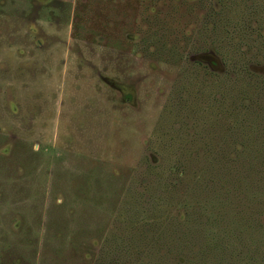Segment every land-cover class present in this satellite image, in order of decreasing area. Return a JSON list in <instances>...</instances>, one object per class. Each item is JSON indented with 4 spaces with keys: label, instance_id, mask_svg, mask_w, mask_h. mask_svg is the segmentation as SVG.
I'll list each match as a JSON object with an SVG mask.
<instances>
[{
    "label": "rangeland",
    "instance_id": "1",
    "mask_svg": "<svg viewBox=\"0 0 264 264\" xmlns=\"http://www.w3.org/2000/svg\"><path fill=\"white\" fill-rule=\"evenodd\" d=\"M246 173L264 175V0H0V264H184L167 235L204 220L191 190L245 210Z\"/></svg>",
    "mask_w": 264,
    "mask_h": 264
},
{
    "label": "trees",
    "instance_id": "2",
    "mask_svg": "<svg viewBox=\"0 0 264 264\" xmlns=\"http://www.w3.org/2000/svg\"><path fill=\"white\" fill-rule=\"evenodd\" d=\"M242 74L240 80L245 77L244 73ZM206 124L209 130L214 127L219 128L222 130V133L219 134L220 137L224 136L226 130L223 123L217 126L214 122L208 121ZM238 124L237 126L240 128L242 123L239 121ZM241 143L245 145V141H241ZM246 149L248 147H245ZM192 180V184H198L195 181V175ZM239 184H242L239 192H242L240 198L244 201L246 209L231 213L226 206L220 208V205L229 204V201L233 200L226 186L205 187L202 195L198 192L199 189L191 190L195 202L198 203L195 214L203 216L204 220L201 222L191 214H187L183 222L173 223L174 228L171 233L174 234L167 235V238L172 241V247L177 244L178 247H185L189 253L190 257L186 259L184 264H189V262L194 264L196 261L193 257L197 261H206L210 258L213 264H264L263 255L260 258L253 255L254 251L259 248L254 244L253 235L258 231L257 227L264 229V222L259 218L260 208L264 206V175L253 177L246 173L241 176V180L236 181L235 186L238 187ZM256 200L260 203L257 209L251 205ZM243 234L248 235V237L243 236ZM240 236L245 237L246 240L250 239L248 252H239V250L237 252L238 246L236 244L242 243L244 240ZM163 239L165 242L168 240L164 235ZM195 245L197 247L194 249ZM136 264L148 263L139 261Z\"/></svg>",
    "mask_w": 264,
    "mask_h": 264
}]
</instances>
